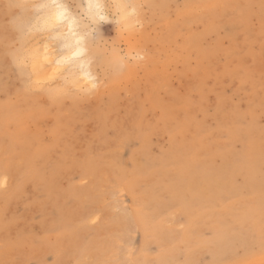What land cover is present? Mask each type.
<instances>
[{"label":"rangeland","instance_id":"1","mask_svg":"<svg viewBox=\"0 0 264 264\" xmlns=\"http://www.w3.org/2000/svg\"><path fill=\"white\" fill-rule=\"evenodd\" d=\"M150 1H155L156 6L153 3V8L149 6L146 8L147 11L145 10V19L148 20L146 22L150 24L144 27L145 33L142 31L139 35H135L136 37L134 36L138 43L132 37L131 39L126 37L125 40L123 37H116L112 25L103 26V40L106 43L117 40L125 49L128 47V42H132L130 46L133 45L137 49L144 51L146 48L144 52L147 53V61L139 64V67L134 66L138 70L135 68L132 70L130 67L123 70L119 69L117 75L114 74L116 67L108 68L100 64L101 73L103 72V75L101 74L103 86L101 85L100 88L103 90L99 88L98 92H95L97 97L93 94L87 98L53 100L45 92H33L30 89L31 78L27 74L22 75L17 70L9 55L16 35L5 27V19L0 17V174H2L0 175V183L4 181L3 185L5 184V186L0 187V204L4 203L0 205V208L3 207V210L0 209V260L2 259L0 264L4 258L3 264H162V258L169 252L172 253L167 257V264H264V249L260 248L261 244L264 243V208L255 227L250 223L242 224L243 220L241 219V211L245 205H253L256 200L259 202L260 199H264V44H262L264 43V34L262 33L264 32V0H220L221 6L219 5L212 12V23L209 22L208 24H206L205 17H201L207 14L205 4L203 5L205 0H183L184 2L182 0H168L167 5L165 0H160L159 6L158 0ZM232 3L233 5H231ZM156 7L159 12L154 9ZM167 7L168 9H166ZM148 8L151 10L152 17L148 13L150 12ZM196 8H200L199 10L203 13ZM153 9L158 13L163 12L164 19L162 20L168 22H162L161 26L159 21L163 17L156 18L158 16H156L155 11L152 12ZM167 11H170L169 14ZM179 11L183 14L185 12L187 18L184 19L183 16L185 15ZM191 13L194 16L192 19L189 17ZM257 16H259V20ZM175 18L179 20H175L179 22L176 23L177 25L173 23ZM193 19L194 21L199 20V23H192ZM152 20H157L158 23L152 22ZM219 21L221 22L218 23ZM152 23L154 24L152 25ZM150 25L152 26L149 28ZM196 25L197 27H195ZM242 25L245 27L243 28ZM249 25H252L253 28ZM209 26L217 28L213 31ZM257 26L260 27L257 28ZM162 28L167 33L162 32ZM200 29L201 32L204 31L203 34H201ZM257 29L263 34V37L261 34H259L260 37L256 35ZM206 30L207 32H205ZM208 31L211 32L212 40L209 38ZM171 33L173 39L174 35L176 36L175 41H173ZM244 33L248 36L243 37ZM177 34L180 35V39ZM155 35L158 37L156 38ZM240 36H242L241 39ZM207 38L211 46L208 41L207 45L202 43ZM244 38H246V45L243 43L244 45L241 46L242 42H245L242 40ZM235 39L238 40L235 41ZM259 39L260 41L263 40L261 44ZM176 40H179V43L176 44ZM182 40L186 41L184 47ZM236 42L240 45L235 44ZM158 43L160 45L157 46ZM156 46L158 49H155ZM173 46H177L178 49L182 47L183 51L176 48L174 50ZM202 46L203 50L201 51ZM229 46L231 47L229 48ZM211 47L214 50L216 48L214 54L219 56L218 58H212L211 52L215 51L209 52ZM237 47H239L238 50H236ZM240 47L244 49L240 51ZM153 48L158 52V55L159 53L163 54L157 57ZM168 48L171 49L168 51L166 50ZM228 49H235L236 53L230 52ZM250 50L252 52H249ZM174 51L178 53H174ZM228 51L230 53L227 54ZM241 52L244 53L243 58ZM169 53L171 55H168ZM217 53L223 55L220 56ZM174 54L176 55L174 56ZM214 54L213 56H215ZM200 55L203 58L202 56L199 57ZM226 56L231 58L228 59ZM222 59L226 61H224L225 67L222 62L223 68L221 69ZM165 60V63L168 64L163 63ZM228 61L232 63H228ZM151 62L153 64L157 62L156 69H153L155 68L153 64V66L149 65L148 67ZM185 66L188 68H184ZM218 67L221 70V75L218 74ZM210 68L211 70L207 74L206 72ZM185 69L186 71H184ZM226 69L229 70V73ZM245 69H249L250 72ZM148 70L150 71L148 72ZM198 70L200 71L198 72ZM193 73L196 74L195 76L198 75L200 79L197 80L194 76L195 80ZM205 73L208 78L212 74L213 77L208 79ZM216 75L225 76L217 78ZM202 76H205V80ZM155 79L156 81L158 79V84ZM206 80H209L208 83ZM220 80L222 81L220 82ZM144 82L150 84L145 85ZM152 82L156 84L154 83V85ZM212 83L215 85H211ZM188 84L190 86L192 84L191 87L193 88L189 86L190 89L187 88L188 90L185 92V86L188 87ZM144 86L146 87L142 88L143 90L140 89ZM144 89L148 90L144 91ZM189 90H192L193 93ZM165 92L166 95H163ZM113 95L116 97L114 98ZM158 95H160V99L163 95L161 101L157 97ZM183 95L185 99L187 97L189 100L183 99ZM94 97L100 98L95 99ZM104 97H107L105 98L107 101ZM118 97H120V101ZM165 97L166 99L169 98V102ZM170 102L171 104L174 103L171 105ZM179 103L181 104L178 107L180 110L177 108ZM163 104L170 105L167 106L166 111V108H162L166 106ZM116 109H118L117 114ZM124 109H126L125 115L122 114ZM71 112L73 113L70 114ZM130 112L132 113L130 114ZM119 113L120 115H118ZM103 114L105 115L103 116ZM112 114L114 115L112 116ZM126 114H129L130 117H127L129 115ZM117 115L121 118L119 119ZM132 115L134 116L132 117ZM59 117L64 121H61ZM45 118L48 119L46 122ZM73 118L80 123H77ZM3 119L4 121H2ZM121 120L124 123H120L123 122ZM41 121L43 127L40 126ZM48 122L52 126L54 123L55 128H53L54 126L51 128ZM72 122L74 123L72 124ZM107 122L109 124H105ZM44 123L49 126L45 124L46 127H44ZM33 126L40 127L37 132L44 131L46 128V133H50L48 135L45 131L44 133H37L38 136H41L39 140L51 139V141H47L50 142L49 144L40 141L43 148L40 149L45 150L40 154H35L37 152H34V146L22 145L20 136L17 135V129L19 130L21 127L26 131L28 130L29 133H36ZM53 133L57 135V138ZM81 133L84 134L83 138H81ZM90 135L92 136L90 137ZM69 136L71 143L68 139ZM76 137L77 140H75ZM93 137H95L94 141ZM88 138L92 140L90 141ZM56 139H58L59 144L61 143L60 145H63V148L59 146ZM73 139L75 143L82 141L77 143L78 149L72 141ZM66 141L68 142L65 143ZM195 143V148H192L190 145ZM64 144H68L70 147ZM64 146L68 149L67 151ZM75 149L77 150L75 151ZM56 151L58 155H55L57 154ZM22 155H25L26 158H22L20 162L17 157H23ZM44 158L49 159V161L46 160V164ZM11 159L14 161H9ZM36 159L38 163L44 162L35 164ZM184 159L195 163L206 177L219 181L220 200L218 202L213 200L214 193L212 191L207 195L205 193L194 196L193 201H188L186 185H188L189 178L178 173L179 164ZM8 161L10 164L11 162L15 163L9 165ZM2 164L6 165L5 168ZM245 166L254 171L252 182L256 184V187L253 190V184H249L252 186L249 188L245 180L243 174ZM3 175L4 177H2ZM6 175H9L11 179ZM38 180L42 181L39 182ZM22 182L23 184H21ZM27 184L29 185L26 186ZM76 184L78 185L76 186ZM127 185L129 186L127 187ZM131 186L132 188H130ZM27 187H29V191ZM2 189L4 190L2 191ZM26 190L27 192H25ZM31 197L32 199H30ZM132 197L134 198L133 201ZM206 202H212L213 207L206 206ZM182 203H188L189 211L182 208ZM11 217L15 219H11ZM90 222L92 223L90 224ZM225 225L231 226V238L225 242L224 248L215 251L212 243L214 234L217 229ZM149 226H155L157 232H151ZM9 228L10 232H7ZM260 229L261 233H259ZM33 230L34 232H32ZM3 231L4 233H2ZM46 239L48 240L46 241ZM10 253L13 254L11 257Z\"/></svg>","mask_w":264,"mask_h":264},{"label":"clouds","instance_id":"2","mask_svg":"<svg viewBox=\"0 0 264 264\" xmlns=\"http://www.w3.org/2000/svg\"><path fill=\"white\" fill-rule=\"evenodd\" d=\"M149 6L148 0H0V17L16 35L9 55L31 78V90L64 100L99 90L101 57L108 68L121 70L147 59L134 46L106 43L102 28L112 25L116 37L137 35Z\"/></svg>","mask_w":264,"mask_h":264},{"label":"bare ground","instance_id":"3","mask_svg":"<svg viewBox=\"0 0 264 264\" xmlns=\"http://www.w3.org/2000/svg\"><path fill=\"white\" fill-rule=\"evenodd\" d=\"M176 1H177V0H176ZM182 1H183V0H182ZM223 1H224V0H223ZM223 1H222V2H223ZM159 2H161V1L158 0V3H157L158 6H159V4H160ZM165 2H166L165 4L167 5V4H168V3H167L168 0H165ZM183 2H184V1H183ZM148 3H149L150 6H152V8H153V6H154L153 3H155V6H156V2H155V1H154V2H151V1L149 0ZM187 3H188V2H187ZM187 3H186V4H187ZM165 4H164V6H165ZM169 4H170V3H169ZM188 4H189V3H188ZM204 4H205V10L207 11V14L204 15V16H201V17H202V18L205 17V19H206V21H207L206 24H208L209 22L212 23L211 14H212V12H214V10H215L216 8L219 7V5H220V0H205V2L203 3V5H204ZM223 4H224V2H223ZM225 4H226V3H225ZM171 5H172V4H171ZM203 5H202V7H203ZM226 5H227V4H226ZM231 5H233V3H232ZM168 6H169V5H168ZM220 6H221V5H220ZM171 8H173V7H171ZM171 8H169V10H170ZM203 8H204V7H203ZM154 9H157V7L154 8ZM154 9L152 10V12L155 11ZM166 9H168V7H167ZM196 9H197V8H196ZM199 9H200V8H199ZM199 9H197V10H199ZM148 10L150 11V12H148V13L150 14V13H151V10H150L149 8H148ZM160 10H161V9H160ZM146 11H147V10H146ZM146 11H145V12H146ZM157 11H158V9H157ZM157 11H155V13H157L156 16H158V17H156V18L159 19V17H163V12H161V13H162V14H161V13H158L159 11H158V12H157ZM170 11H171V10H170ZM170 11H169V12H170ZM216 11H217V10H216ZM216 11H215V12H216ZM219 11H220V9H219ZM219 11H218V13H219ZM169 12L167 11L168 14H169ZM171 12H173V10H172ZM179 12H181V11H179ZM199 12L203 13V12L200 11V10H199ZM220 12H221V11H220ZM153 14H154V13H153ZM158 14H159L160 16H159ZM170 14H171V13H170ZM181 14H182V15H185L186 13L184 12V14H183V13L181 12ZM181 14H180V15H181ZM187 14H188V13H187ZM213 14H214V13H213ZM221 14H222V13H221ZM154 15H155V14H154ZM154 15H153V16H154ZM180 15H177V16L179 17ZM182 15H181V16H182ZM252 15H253V14H252ZM255 15H256V14H255ZM146 16H147V15H146ZM167 16H168V15H167ZM191 16H192V17H191ZM223 16H224V15H223ZM223 16H221V17H223ZM150 17H152V14H150ZM171 17H172V16H171ZM183 17H184V19L187 18V15H185V16H183ZM189 17H190V19H192L194 16H193L192 13H191V15H190ZM189 17H188V18H189ZM195 17H196V16H195ZM219 17H220V13H219ZM255 17H256V16H255ZM153 18L156 19L155 17H153ZM153 18H152V19H153ZM199 18H200V16H199ZM214 18H215V17H214ZM217 18H218V17H217ZM236 18H237V17H236ZM257 18H258V20H259V16H257ZM261 18H263V17H261ZM162 19H164V17L161 18V20H162ZM165 19H166V18H165ZM205 19H204V20H205ZM209 19H211V20H209ZM220 19H221V18H220ZM233 19H234V18H233ZM233 19H232V20H233ZM240 19H241V17H240ZM150 20H151V19H150ZM161 20L159 21V23H161L160 25L162 26V24H163L162 22H165L166 20H164V21H163V20L161 21ZM175 20H178V19L175 18V19L173 20V23H174V24H176V23L178 24L179 22H176ZM208 20H209V21H208ZM235 20H236V19H235ZM261 20H262V19H261ZM263 20H264V18H263ZM146 21H148L147 18H146ZM155 21L157 22V20H152V22H155ZM169 21H171V20H169ZM178 21H179V20H178ZM182 21L184 22V20H182ZM189 21H190V20H189ZM189 21H188V22H189ZM229 21H230V20H229ZM236 21H238V20H236ZM236 21H234V22H236ZM256 21H257V20H256ZM166 22H168V21H166ZM180 22H181V21H180ZM194 22H198V23H199V20H197V21L195 20V21H194V19H193V22H192V23H194ZM216 22H217V21H216ZM220 22H221V21H219L218 23H220ZM238 22H240V21H238ZM257 22H258V21H257ZM262 22H263V21H262ZM262 22H261V23H262ZM157 23H158V22H157ZM186 23H187V22H186ZM145 24H146L145 27H147L148 22H146ZM149 24H150V23H149ZM149 24H148V25H149ZM153 24H154V23H152V25H153ZM155 24H156V23H155ZM177 24H176V25H177ZM202 24H203V23H202ZM152 25H150L149 28H150ZM167 25H168V24H167ZM176 25H175V26H176ZM185 25H186V24H185ZM194 25H195V24H194ZM220 25H221V24H220ZM262 25H263V23H262ZM163 26H164V25H163ZM169 26H170V25H169ZM204 26H205V25H204ZM212 26H214V25H212ZM242 26H243V28L245 27L244 25H242ZM242 26H241V28H242ZM247 26H248V25H247ZM249 26L252 27V25H249ZM164 27H165V26H164ZM195 27H197V25H196ZM236 27H237V23H236ZM258 27H260V26H257V28H258ZM166 28H167V26H166ZM209 28L211 29L212 27L209 26ZM216 28H217V27H216ZM216 28L214 27V28H212V30H213V29L216 30ZM234 28H235V27H234ZM241 28H240V29H241ZM252 28H253V27H252ZM146 29H147V28H146ZM184 29H185V28H184ZM203 29H204V28H203ZM235 29H236V28H235ZM238 29H239V28H238ZM254 29L256 30V28H254ZM263 29H264V28H263ZM162 30H163L162 32H166V33H167V31H164L165 29L162 28ZM222 30H223V29H222ZM257 30H258V29H257ZM142 31H143V30H142ZM142 31H141V33H142ZM148 31H149V30H148ZM169 31H170V29H169ZM173 31H174V30H173ZM173 31H172V32H173ZM187 31L190 32V30H187ZM197 31H198V30H197ZM210 31H211V30H210ZM210 31H208V35H209V38L212 40V38L210 37V33H211ZM213 31H214V30H213ZM238 31H239V30H238ZM247 31H249V30H247ZM258 31H259V30H258ZM258 31H257V32H258ZM143 32L145 33V31H143ZM195 32H196V31H195ZM200 32H201V29H200ZM202 32H204V31H202ZM202 32H201V34H203ZM205 32H207V30H206ZM221 32H222V31H221ZM254 32H255V31H254ZM257 32H256V35H258V37H260L259 34H261V35H262L261 37H263L264 32H262L263 34H262L260 31H259L260 33L258 32V34H257ZM144 33H143V35H144ZM146 33H148V32H146ZM139 34H140V33H139ZM139 34H137V35H139ZM171 34H172V33H171ZM190 34H191V33H190ZM198 34H200V33L198 32ZM198 34H197V35H198ZM214 34H216V33H214ZM214 34H213V35H214ZM250 34H251V33H250ZM250 34H249V35H250ZM147 35H148V34H147ZM177 35H178V34H177ZM185 35H186V33H185ZM205 35H206V34H205ZM208 35H206V36L208 37ZM134 36H135V35H134ZM134 36H131L132 39H134ZM178 36H179V39H180V38H181L180 35H178ZM186 36H188V35H186ZM195 36H196V35H195ZM215 36H216V35H215ZM217 36H221V35H217ZM222 36H223V35H222ZM244 36H248V35H246V34L244 33V34H243V37H244ZM126 37H127V36L123 37V40H125L124 38H126ZM131 37H127V38H130V39H131ZM135 37H136V36H135ZM145 37H146V36H145ZM155 37H156V35H155ZM157 37H158V36H157ZM157 37H156V38H157ZM175 37H176V36L174 35V39H173V34H172V39H173V41H175ZM182 37H183V36H182ZM241 37H242V36H240V39H241ZM141 38H142V37H141ZM177 38H178V37H177ZM177 38H176V39H177ZM185 38H186V37H185ZM193 38H194V37H193ZM201 38H202V37H201ZM203 38H204V37H203ZM215 38H217V37H215ZM139 39H140V38H139ZM172 39H171V40H172ZM189 39H190V38H189ZM238 39H239V38H238ZM238 39H235V41H237ZM245 39H246V38L242 39V40L245 41V42H242L241 46L244 45V44L246 43V40H245ZM257 39H258V38H257ZM257 39H256V40H257ZM120 40H121V39H120ZM146 40H147V39H146ZM153 40H154V39H153ZM155 40H156V39H155ZM169 40H170V39H169ZM186 40H188V39H186ZM191 40H193V39H191ZM249 40H250V39H249ZM256 40H255V41H256ZM128 41H129V40H128ZM134 41H137V43H138L137 38H136V40L134 39ZM140 41H142V40H140ZM140 41H139V42H140ZM144 41H145V40H144ZM147 41H148V40H147ZM176 41H177V40H176ZM182 41H183L182 46L184 47V46H185L184 43L186 44V41H185V42H184V40H182ZM207 41H208V38H207L206 41H204L205 43H204V42H202V43L205 44V45H207ZM257 41H258V40H257ZM257 41H256V42H257ZM259 41H260V39H259ZM262 41H263V40H262ZM262 41H260V44H261ZM198 42H201V41H198ZM146 43H147V42H146ZM177 43H179V40L176 42V44H177ZM208 43H209V41H208ZM211 43H212V42H211ZM233 43H234V42H233ZM233 43H230V44H233ZM243 43H244V44H243ZM253 43L255 44V42H253ZM130 44H132V42H131V43L128 42L127 46L129 47ZM135 44H136V43H135ZM154 44H156V43H154ZM176 44L174 43V45H176ZM198 44H199V43H198ZM203 44H202V45H203ZM222 44H223V41H222ZM224 44H225V43H224ZM235 44H237V42H236ZM235 44H234V45H235ZM257 44H258V43H257ZM262 44H264V43H262ZM136 45L138 46V44H136ZM139 45H140V43H139ZM158 45H160V44L158 43L157 46H158ZM172 45H173V44H172ZM172 45H171V46H172ZM180 45H181V44H180ZM209 45H210V43H209ZM212 45H213V44H212ZM237 45L239 46L240 44H237ZM237 45H236V46H237ZM245 45H246V44H245ZM247 45H248V44H247ZM127 46H126V47H127ZM132 46H133V45H132ZM154 46H155V45H154ZM157 46H156L155 49H158ZM199 46H200V44H199ZM210 46H211V45H210ZM220 46H221V45H220ZM256 46H257V45H256ZM262 46H263V45H262ZM262 46H260V47L262 48ZM128 47H127V48H128ZM134 47H135V46H134ZM162 47H163V46H162ZM164 47H165V46H164ZM164 47H163V48H164ZM176 47H177V46H176ZM176 47L173 46L172 48H174V50H175ZM218 47H219V46H218ZM223 47H224V46H223ZM230 47H231V46H229V48H230ZM234 47H235V46H234ZM243 47H244V46H243ZM243 47H240V51H241L242 49H244ZM257 47H259V46H257ZM135 48H137V47H135ZM147 48H148V47H147ZM186 48H187V47H186ZM219 48H220V47H219ZM225 48H226V47H225ZM225 48H223L224 51H225ZM227 48H228V47H227ZM254 48H255V47H254ZM138 49H139V48H138ZM153 49H154V48H153ZM155 49H154V51H155ZM169 49H171V48H168V49H166V50L169 51ZM176 49H178V48H176ZM179 49H180V48H179ZM179 49H178V50H179ZM181 49H182V51H183V48H182V47H181ZM181 49H180L179 51H181ZM235 49H236V48H235ZM235 49H233V50L228 49V50H229L230 52L233 51V53H236L235 51L238 50L239 47H237L236 50H235ZM263 49H264V48H263ZM145 50H146V48H145ZM145 50H144V51H145ZM159 50H160V47H159ZM192 50H193V47H192ZM202 50H203V46H202L201 51H202ZM211 50H212V51L214 50L213 47H211V49H210L209 52H211ZM226 50H227V49H226ZM251 50H252V49H251ZM251 50H250L249 52H252V51H253V50H252V51H251ZM255 50H256V52H257V49H255ZM214 51H215V52H211V53H212V55H211L212 58H214V57H215V58H216V57L218 58L219 56H216V55L214 54V53H216V48H215ZM219 51H220V50H219ZM229 51L227 52V54L230 53ZM243 51H244V50H243ZM245 51H246V50H245ZM261 51H262V50H261ZM155 52L157 53V57H159L160 54H163V53H159V55H158V52H157V51H155ZM165 52H166V51H165ZM175 52H177V51H174V53H175ZM192 52H193V51H192ZM205 52H206V51H205ZM220 52L224 53L223 51H220ZM150 53H152V52L150 51ZM156 53H154V54H156ZM167 53H168V52H167ZM177 53H178V52H177ZM183 53H184V52H183ZM189 53H190V52H189ZM201 53H202V52H201ZM241 53H242L241 56H242V58H243V54H244V53H243V52H241ZM247 53H248V52H247ZM181 54H182V53H181ZM197 54H198V53H197ZM202 54H203V53H202ZM206 54H207V53H206ZM206 54H205V55H206ZM213 54H214L215 56H213ZM217 54H219V53H217ZM250 54H251V53H250ZM250 54H249V57H250ZM168 55H171V54L169 53ZM172 55H173V54H172ZM175 55H176V54H174V56H175ZM184 55H185V54H184ZM219 55L221 56V55H223V54L220 53ZM224 55H225V54H224ZM236 55H237V54H236ZM247 55H248V54H247ZM155 56H156V55H155ZM165 56H166V55H165ZM201 56H202V55H200L199 57H201ZM203 56H204V54H203ZM203 56H202V58H203ZM238 56H240V55H238ZM254 56H255V55H254ZM169 57H171V56H169ZM193 57L195 58V56H193ZM199 57L197 56V58H199ZM226 57H227V56H226ZM150 58H152V57H150ZM154 58H155V57H154ZM160 58H161V56H160ZM173 58H174V57H173ZM227 58L229 59V58H231V57H227ZM239 58H240V57H239ZM242 58H241V60H242ZM169 59H170V58H169ZM175 59H176V57H175ZM192 59H193V58H192ZM224 59H225V57H224ZM251 59H252V58H251ZM254 59H255V58H254ZM148 60H149V59H148ZM154 60H155V59H154ZM158 60H159V59H158ZM173 60H174V59H173ZM179 60H180V59H179ZM193 60H195V59H193ZM235 60H236V58H235ZM101 61H102V62H101ZM101 61H100V64L105 65V64H104V61H103L102 58H101ZM146 61H147V59H146ZM175 61H176V60H175ZM224 61H226V60H224ZM224 61H223V59H222V61H221V63H220V68H221V69L223 68ZM239 61H240V60H239ZM144 62H145V61H144ZM152 62H153V61H152ZM152 62H151V64H148V67H149V65H152V64H153ZM154 62H155V61H154ZM157 62H158V61H157ZM157 62L154 63L153 65L155 66V65L157 64ZM165 62H166V60L163 61V63H165ZM169 62H170V61H169ZM192 62H194V61H192ZM195 62H196V61H195ZM200 62H201V61H200ZM222 62H223V64H222ZM232 62H233V60H232ZM232 62L228 61V63H232ZM163 63H162V64H163ZM228 63H227V64H228ZM143 64L145 65L146 63H143ZM165 64H168V63H165ZM211 64H212V63H211ZM221 64H222V67H221ZM235 64H236V63H235ZM153 65H152V66H153ZM190 65H193V64H190ZM203 65H204V64H203ZM233 65H234V64H233ZM105 66H106V65H105ZM137 66H138V65H137ZM157 66H158V65H157ZM138 67H139V66H138ZM159 67H160V65H159ZM159 67H158V68H159ZM162 67H163V66H162ZM169 67H170V66H169ZM202 67H203V66H202ZM202 67H201V69H202ZM224 67H225V64H224ZM233 67L235 68V66H233ZM116 68H117V69H116V71L114 72L115 75H117V74L119 73L118 71H119V69H120L119 67H116ZM130 68H132V70H133L134 68H135V70H138V69H136V67H130ZM141 68H142V67H141ZM146 68H147V66H146ZM184 68L187 69L188 66H185ZM192 68H193V67H192ZM192 68H191V72H192ZM197 68H198V67H197ZM218 68H219V67H218ZM220 68H219V70H217L219 73H218V72H217V73L221 75L222 73H221ZM229 68H230V66H229ZM104 69H105V68H104ZM104 69H103V71H104ZM139 69H140V68H139ZM147 69H148V68H147ZM150 69H151V68H150ZM153 69H156V66H155V68H153ZM186 69H185L184 71H186ZM199 69H200V68H199ZM105 70H106V69H105ZM120 70H121V69H120ZM130 70H131V69H130ZM151 70H152V69H151ZM180 70H182V69H180ZM206 70H207V69H206ZM206 70H205V71H206ZM210 70H211V68H210L209 71L206 72V73L209 74ZM226 70H227V69H226ZM245 70H249V69H245ZM149 71H150V70H148V72H149ZM165 71H167V70H165ZM199 71H200V70H198V72H199ZM227 71H228V73H229V70H227ZM129 72H130V71H129ZM135 72H136V71H135ZM249 72H250V70H249ZM102 73H103V72H102ZM102 73H101V74H102ZM166 73H167V72H166ZM194 73H195V71H194ZM194 73H193V74H194ZM206 73H205V75L207 76ZM217 73H216V74H217ZM228 73H226V74H228ZM130 74H131V73H130ZM197 74H198V73H197ZM230 74H231V73H230ZM102 75H103V74H102ZM195 75H196V74H194L193 77H194ZM136 76H137V75H136ZM136 76H134V77L136 78ZM146 76H147V75H146ZM159 76H160V74H159ZM164 76H165V75H164ZM164 76H163V77H164ZM199 76H200V74H199ZM209 76H210V77H211V76L213 77V74H212V75H209ZM216 76H217V78L220 77L219 75H216ZM222 76H225V75H222ZM222 76H221L220 78H222ZM27 77H28V76H27ZM129 77H130V75H129ZM154 77H155V76H154ZM187 77H188V76H187ZM193 77H192V78H193ZM195 77H196L197 80H198V78H199L198 75L195 76ZM195 77H194V79H195ZM210 77H209V78H210ZM226 77H228V76H226ZM29 78H30V77H29ZM102 78H103V77H101V79H102ZM202 78L205 80V76H204V77L202 76ZM207 78H208V76H207ZM207 78H206V79H207ZM209 78H208V79H209ZM215 78H216V77H215ZM199 79H200V78H199ZM203 79H202V80H203ZM159 80H160V79H159ZM195 80H196V79H195ZM202 80H201V81H202ZM204 80H203V81H204ZM215 80H216V79H215ZM215 80H214V81H215ZM225 80H226V79H225ZM28 81H29V80H28ZM30 81H31V79H30ZM30 81H29V82H30ZM136 81H137V80H136ZM193 81H194V80H193ZM201 81H200V82H201ZM206 81H207V80H206ZM206 81H205V82H206ZM208 81H209V80H208ZM208 81H207V83H208ZM216 81H217V80H216ZM221 81H222V80H220V82H221ZM223 81H224V80H223ZM244 81H245V80H244ZM125 82H126V81H125ZM131 82H133V81H131ZM155 82L157 83V82H158V79H157V81H156V79H155ZM155 82H154V83H155ZM163 82H164V81H163ZM121 83H122V82H121ZM152 83H153V82H152ZM154 83H153V84H154ZM156 83H155V84H156ZM182 83H183V82H182ZM201 83H202V82H201ZM209 83H210V82H209ZM30 84H31V83H30ZM139 84H140V83H139ZM139 84H137V85L140 86L142 83H141L140 85H139ZM143 84H145V85H149L150 83H148V82L145 83V82H144ZM143 84H142V85H143ZM155 84H154V85H155ZM157 84H158V83H157ZM213 84H214V83H212L211 85H213ZM101 85H102V84H101ZM119 85H120V84H119ZM151 85H152V84H151ZM200 85H201V84H200ZM208 85H210V84H208ZM214 85H215V84H214ZM235 85H236V84H235ZM29 86H30V85H29ZM102 86H103V85H102ZM122 86H123V85H122ZM165 86H166V85H165ZM189 86H190V84H188V87L185 86V88H186V89L184 88V89H185V92H186V90H188L187 88L190 89V87L192 86V84H191L190 87H189ZM206 86H207V85H206ZM119 87H120V86H119ZM126 87H127V86H126ZM145 87H146V86L141 87L140 89L145 88ZM152 87H153V86H152ZM152 87H151V88H152ZM154 87H155V86H154ZM162 87L164 88V86H162ZM228 87H229V86H228ZM28 88H29V87H28ZM114 88L116 89V87H114ZM120 88H121V87H120ZM136 88H137V87H136ZM148 88H149V87H148ZM151 88H150V89H151ZM160 88H161V87H160ZM163 88H161V89H163ZM166 88H167V87H166ZM168 88H169V85H168ZM168 88H167V89H168ZM191 88H193V87H191ZM201 88H202V86H201ZM201 88L199 87V89H201ZM211 88H212V87H211ZM226 88H227V87H226ZM230 88H232V87H230ZM30 89H31V88H30ZM100 89H102V88H100ZM109 89H110V88H109ZM138 89H139V88H138ZM138 89H136V90H138ZM169 89H170V88H169ZM209 89H210V88H209ZM224 89H225V88H224ZM102 90H103V89H102ZM106 90H107V88L105 89V92H106ZM118 90H119V89H118ZM142 90H143V89H142ZM147 90H148V89H147ZM147 90L144 89V91H147ZM151 90H153V89H151ZM181 90H182V88H181ZM227 90H228V89H227ZM111 91H113V90H111ZM139 91H140V90H139ZM172 91H173V90H172ZM175 91H176V90H175ZM189 91H190V90H189ZM97 92H98V91H97ZM97 92H96V93H97ZM101 92H102V91H101ZM103 92H104V91H103ZM105 92H104V94H105ZM135 92H136V91H135ZM135 92H134V94H135ZM161 92H162V90L160 91V93H161ZM176 92H177V91H176ZM190 92H192V90H191ZM96 93H95V94H96ZM152 93H153V91H152ZM169 93H170V92H169ZM169 93H168V94H169ZM171 93L173 94V92H171ZM187 93H188V92H187ZM192 93H193V92H192ZM202 93H203V92H202ZM95 94H94V95H95ZM120 94H121V93H120ZM131 94H132V93H131ZM131 94H130V95H131ZM172 94H171V95H172ZM181 94H183V93H181ZM203 94H204V93H203ZM240 94H241V93H240ZM250 94H251V93H250ZM47 95H48V94H47ZM101 95H102V94H101ZM107 95H108V94H107ZM109 95H110V94H109ZM114 95H115V94H114ZM114 95H113V97H114ZM132 95H133V94H132ZM151 95H152V94H151ZM160 95H161V94H160ZM160 95H158L157 97H159ZM163 95H166V92H165V94H163ZM163 95H162V97H163ZM192 95H193V94H192ZM192 95H191V96H192ZM198 95H200V94H198ZM231 95H232V93H231ZM95 96H96V95H95ZM99 96H100V95H99ZM111 96H112V95H111ZM111 96H110V98H111ZM118 96H119V95H118ZM175 96H176V95H175ZM48 97H49V95H48ZM96 97H97V96H96ZM115 97H116V96H115ZM115 97H114V98H115ZM120 97H121V95H120ZM120 97H118V99H119ZM140 97H141V96H140ZM148 97H149V95H148ZM162 97H161V99H162ZM179 97L181 98V95H180V94H179ZM205 97H206V95H205ZM231 97H232V96H231ZM86 98H87V97H86ZM94 98H95V97H94ZM99 98H100V97H99ZM99 98H95V99H99ZM105 98H107V97H104V99H105ZM124 98H126V97H124ZM154 98H155V97H154ZM154 98H153V100H154ZM201 98H202V97H201ZM209 98H210V97H209ZM90 99H91V98H90ZM118 99H117V101H118ZM159 99H160V97H159ZM161 99H160V101H161ZM165 99H166V97H165ZM168 99H169V98H168ZM168 99H166V100H168ZM181 99H182V98H181ZM183 99H185V98H184V95H183ZM186 99H188V98L186 97ZM186 99H185V100H186ZM205 99H206V98H205ZM86 100H87V99H86ZM105 100H106V99H105ZM112 100H113V98H112ZM124 100H127V99H124ZM163 100H164V99H163ZM176 100H177V99H176ZM178 100H180V99H178ZM178 100H177V101H178ZM188 100H189V99H188ZM188 100H187V101H188ZM92 101H93V100H92ZM92 101H91V102H92ZM106 101H107V100H106ZM119 101H120V99H119ZM148 101H149V99H148ZM156 101L158 102V100H156ZM170 101H172V100H170ZM173 101H174V100H173ZM180 101H181V100H180ZM193 101H195V100H193ZM203 101H204V100H203ZM217 101H218V100H217ZM233 101H234V99H233ZM87 102H88V100H87ZM109 102H110V100H109ZM115 102H116V101H115ZM167 102H169V100H168ZM167 102H166V104H167ZM183 102H184V101H183ZM189 102H191V101H189ZM96 103L98 104L99 102H96ZM116 103H117V102H116ZM131 103H132V101H131ZM133 103H134V102H133ZM150 103H152V100H150ZM158 103H159V102H158ZM173 103H174V102H173ZM173 103H172V104H173ZM104 104H106V103L104 102ZM166 104H163V105L165 106ZM170 104H171V102H170ZM172 104H171V105H172ZM179 104H180V103H179ZM179 104H177V108H178L179 106H181V104H180V105H179ZM183 104H184V103H183ZM186 104H187V103H186ZM219 104H220V103H219ZM231 104H232V103H231ZM235 104H236V102H235ZM86 105H87V103H86ZM106 105H107V107L109 106L108 104H106ZM117 105H118V103H117ZM131 105H132V104H131ZM217 105H218V103H217ZM247 105H249V104H247ZM83 106H84V105H83ZM115 106H116V105H115ZM121 106H122V104H121ZM146 106H147V105H146ZM160 106H161V104H160ZM167 106H170V105H166L165 107H162V108H163V109L166 108V109H165V111H166V110H167ZM190 106H191V105H190ZM200 106H201V105H200ZM85 107H86V106H85ZM103 107H104V106H103ZM113 107H114V106H113ZM175 107H176V105H175ZM191 107H192V106H191ZM109 108H110V106H109ZM130 108H131V107H130ZM177 108H176V109H177ZM192 108H193V107H192ZM217 108H218V107H217ZM145 109H146V108H145ZM147 109H148V108H147ZM171 109H172V108H171ZM178 109L180 110V108H178ZM117 110H118V109H116V111H115V110H113V111H115L116 114H117ZM125 110H126V109H124V113H122V114H124V115H125ZM141 110H142V109H141ZM143 110H144V108H143ZM148 110H149V109H148ZM156 110H157V109H156ZM168 110H170V109H168ZM172 110H173V109H172ZM106 111H108V110H106ZM111 111H112V109H111ZM146 111H147V110H146ZM181 111H183V110H181ZM216 111H217V109H216ZM64 112H65V111H64ZM64 112H63V113H64ZM109 112H110V111H109ZM122 112H123V111H122ZM127 112H128V111H127ZM171 112H172V111H171ZM183 112H185V111H183ZM186 112H187V111H186ZM186 112H185V113H186ZM189 112H190V110H189ZM72 113H73V112H71L70 114H72ZM112 113H113V112H112ZM131 113H132V112H130V114H131ZM133 113H134V112H133ZM148 113H149V112H148ZM156 113H157V111H156ZM176 113H177V112H176ZM64 114H65V113H64ZM74 114H75V113H74ZM74 114H73V115H74ZM114 114H115V113H114ZM114 114H112V116H113ZM116 114H115V115H116ZM122 114H121V116H122ZM134 114H135V113H134ZM178 114H180V113H178ZM249 114H250V113H249ZM65 115H66V114H65ZM65 115H64V116H65ZM67 115H68V114H67ZM73 115H72V116H73ZM104 115H105V114H103V116H104ZM118 115H120V113H119ZM118 115H117V116H118ZM126 115H129V114H126ZM135 115H136V114H135ZM147 115H148V114H147ZM147 115H144V116H147ZM154 115H155V114H154ZM160 115H161V114H160ZM163 115H164V114H163ZM12 116H13V115H12ZM12 116H11V117H12ZM59 116H60V115H59ZM64 116H63V117H64ZM70 116H71V115H70ZM133 116H134V115H132V117H133ZM176 116H177V115H176ZM176 116H175V117H176ZM195 116H196V115H195ZM45 117H46V116H45ZM76 117H77V116H76ZM76 117H75V118H76ZM118 117H119V116H118ZM127 117H130V115L127 116ZM137 117H138V116H137ZM155 117H156V116H155ZM177 117H178V116H177ZM192 117H193V115H192ZM12 118H13V117H12ZM48 118H49V117H48ZM57 118H58V117H57ZM57 118H56V119H57ZM65 118H66V117H65ZM75 118H73V119L75 120ZM77 118H78V117H77ZM109 118L111 119V117H109ZM120 118H121V117H119V119H120ZM142 118H143V117H142ZM13 119H14V118H13ZM19 119H20V118H19ZM21 119H22V118H21ZM21 119H20V120H21ZM59 119H60V117H59ZM79 119H80V118H79ZM102 119H103V118H102ZM105 119H107V118L105 117ZM105 119H104V120H105ZM112 119H113V117H112ZM116 119H117V117H116ZM133 119H134V118H133ZM133 119H132V120H133ZM136 119H137V118H136ZM144 119H145V118H144ZM191 119H192V118H191ZM194 119H195V118H194ZM11 120H12V119H11ZM46 120H48V119L45 118V122H46ZM60 120L62 121L63 119L61 118ZM108 120H109V119H108ZM125 120H126V119H125ZM128 120H129V119H128ZM141 120H142V119H141ZM192 120H193V119H192ZM2 121H4V119H3ZM54 121H55V120H54ZM61 121H60V122H61ZM63 121H64V120H63ZM75 121H76L77 123H80V122L77 121V120H75ZM102 121H103V120H102ZM116 121H118V120H116ZM121 121H123V120H121ZM126 121H127V120H126ZM174 121H175V119H174ZM15 122H16V121H15ZM60 122H59V124H60ZM103 122H105V121H103ZM119 122H120V121H119ZM128 122H129V121H128ZM136 122H137V121H136ZM136 122H135V125H136ZM176 122H177V121H176ZM176 122H175V123H176ZM6 123H8V122H6ZM41 123H42V121L40 122V126L43 127ZM55 123H57V122H55ZM73 123H74V122H72V124H73ZM81 123H82V122H81ZM95 123H96V122H95ZM120 123H124V121H123V122H120ZM37 124H38V122H37ZM45 124H46V123L43 124L44 127H46L48 124H50L51 128L54 126V123H53V126H52V124H51L50 122H48V124H46V126H45ZM90 124H92V123H90ZM105 124H109V123L107 122V123H105ZM113 124H114V123H113ZM5 125H6V124H5ZM57 125H58V124H57ZM57 125H56V127H57ZM125 125H126V124H125ZM133 125H134V123H133ZM28 126H29V125H28ZM48 126H49V125H48ZM79 126H82V125H79ZM79 126H78V127H79ZM85 126H86V125H85ZM88 126H89V125H88ZM106 126H107V128H108V125H106ZM121 126L123 127V125H121ZM7 127H8V126H7ZM9 127H10V126H9ZM22 127H23V126H22ZM22 127H21L19 130L17 129V135L20 136V139H21V142H22V143H21V142H20V143H21L22 145H26V147H27V146H28V147L34 146V150H35L34 152H37V153H35V154H40V152L42 153V151H45V150H42L43 148H42V146L40 145V141H45V140H43V139L39 140V137H41V136H38L37 133H41V132L44 133V131H45V133H46V128L44 129V131L41 130L40 132H37L38 128H40V127H38V126H37V127L33 126V127H35V130H36V131H34V132H36V133H31V132L29 133L28 130L26 131V130H25L24 128H22ZM24 127L26 128L27 126H24ZM75 127H76V125H75ZM75 127H74V128H75ZM115 127H116V125H115ZM137 127H138V126H137ZM30 128H32V127H30ZM36 128H37V129H36ZM53 128H55V126H54ZM72 128H73V127H72ZM72 128H71V130H72ZM91 128H92V127H91ZM32 129L34 130V128H32ZM41 129H42V128H41ZM66 129H67V128H66ZM66 129H65V131H66ZM86 129H87V126H86ZM86 129H85V130H86ZM89 129H90V128H89ZM89 129H88V130H89ZM94 129H95V128H94ZM109 129H110V128H109ZM30 130H31V129H30ZM39 130H40V129H39ZM52 130H53V129H52ZM52 130H51V131H52ZM106 130H107V129H106ZM110 130H111V129H110ZM110 130H109V131H110ZM9 131H10V130H9ZM31 131H32V130H31ZM68 131H69V130H68ZM76 131H77V129H76ZM82 131H83V130H82ZM90 131H92V130H90ZM118 131H119V130H118ZM49 132H50V131H49ZM58 132H59V130L57 131V133H58ZM86 132H87V134H88V131H86ZM11 133H12V132H11ZM93 133L95 134V132H93ZM110 133H111V132H110ZM46 134L48 135V134H50V133H46ZM53 134H55V133H53ZM63 134H64V133H63ZM107 134H108V133H107ZM112 134L114 135L113 132H112ZM112 134H111V135H112ZM179 134H180V133H179ZM1 135H2V134H1ZM47 135H46V136H47ZM55 135H56V134H55ZM73 135H74V134H73ZM80 135H81V138H83V135H84V134L81 133ZM80 135H79V136H80ZM95 135H96V134H95ZM11 136H12V135H11ZM11 136H10V137H11ZM51 136H53V135H51ZM51 136H50V137H51ZM91 136H92V135H90V137H91ZM106 136H107V135H106ZM202 136H203V135H202ZM42 137H44V136H42ZM50 137H49V138H50ZM84 137H85V136H84ZM86 137H87V136H86ZM180 137H182V136H180ZM13 138H14V137H13ZM47 138H48V137H47ZM56 138H57V135H56ZM52 139H53V137H52ZM60 139H61V138H60ZM68 139H69V141H70V136H69ZM77 139H78V138L76 137L75 140H77ZM79 139H80V138H79ZM84 139H86V138H84ZM84 139H83V141H84ZM88 139H90V138H88ZM170 139H171V138H170ZM66 140H67V139H66ZM91 140H92V139H90V141H91ZM94 140H95V137H93V141H94ZM112 140H113V139H112ZM115 140H116V139H115ZM157 140H159V139H157ZM47 141H51V139H50V140L48 139ZM47 141H45V142H47ZM72 141L75 143L74 139H73ZM90 141H89V144H91ZM100 141H101V140H100ZM218 141H219V140H218ZM222 141H223V140H222ZM224 141H225V140H224ZM15 142H16V141H15ZM56 142L58 143V139H56ZM59 142H60V141H59ZM67 142H68V141H66L65 143H67ZM78 142L81 143L82 141H77V142L75 143V144H76V148L78 147V144H79ZM205 142H206V141H205ZM12 143H13V141H12ZM17 143H18V142H17ZM47 143H48V142H47ZM47 143H46V144H47ZM49 143H50V142H49ZM49 143H48V144H49ZM70 143H71V141H70ZM77 143H78V144H77ZM10 144H11V143H10ZM34 144H35V145H34ZM36 144H37V145H36ZM48 144H47V145H48ZM58 144H59V143H58ZM60 144H61V143H60ZM60 144H59V146H60L61 148H63V147H62L63 145H60ZM68 144H69V143H68ZM68 144H64V145L70 147ZM94 144H95V142H94ZM119 144H120V143H119ZM11 145H12V144H11ZM11 145H10V146H11ZM43 145H44V144H43ZM84 145H86V144H84ZM135 145H136V144H135ZM195 145H196V143L193 144V145L191 144L190 146H191L192 148H193V147L195 148ZM10 146H8V147H10ZM79 146L82 147L83 145H79ZM90 146H91V145H90ZM92 146H93V145H92ZM96 146H97V145H96ZM140 146H141V145H140ZM181 146H182V145H181ZM46 147H47V146H46ZM64 147H65V146H64ZM74 147H75V146H74ZM93 147H94V146H93ZM98 147H100V145H98ZM133 147H134V146H133ZM19 148H21L20 145H19ZM22 148H25V147H22ZM40 148H42V149H40ZM139 148H140V147H139ZM8 149H9V148H8ZM12 149H13V148H12ZM14 149H15V146H14ZM44 149H45V148H44ZM59 149H60V148H59ZM77 149H78V148H77ZM77 149H75V151H76ZM80 149H81V148H80ZM82 149H83V148H82ZM87 149H88V148H87ZM116 149H117V148H116ZM118 149H119V148H118ZM16 150H17V149H16ZM25 150H27V149H25ZM31 150H33V149H31ZM65 150L67 151L68 149L65 147ZM84 150H85V149H84ZM120 150H121V149H120ZM135 150H136V149H135ZM153 150H154V149H153ZM8 151H9V150H8ZM13 151H15V150H13ZM22 151H23V149H22ZM57 151H58V150H57ZM57 151H56V153H57ZM80 151H81V150H80ZM105 151H106V150H105ZM34 152H33V153H34ZM60 152H61V150H60ZM60 152H59V153H60ZM120 152H122V151H120ZM7 153H8V152H7ZM70 153H71V152H70ZM123 153H124V152H123ZM8 154H9V153H8ZM11 154H12V153H11ZM27 154H29V153H27ZM27 154H26V155H27ZM1 155H2V154H1ZM6 155H7V154H6ZM6 155H5V156H6ZM9 155H10V154H9ZM14 155H15V154H14ZM52 155H53V153H52ZM52 155H51V158L54 156V155H53V156H52ZM55 155H58V153L55 154ZM62 155H63V154H62ZM2 156H3V155H2ZM2 156H1V158H2ZM7 156H8V155H7ZM7 156H6V157H7ZM17 156H18V155H17ZM22 156H23V155H22ZM24 156H25V155H24ZM24 156H23V157L20 156V158L17 157V159H20V162H21V161H22V160H21L22 158H26V156H25V157H24ZM36 156H37V155H36ZM27 157H28V155H27ZM56 157H58V156H56ZM56 157H55V159H56ZM62 157H63V156H62ZM47 158H50V157H47ZM65 158H66V156H65ZM2 159H4V157H3ZM17 159H16V160H17ZM55 159H54V160H55ZM12 160L14 161V159H11V160H9V161H12ZM24 160H25V159H24ZM46 160L49 161V159L44 158L45 164H46ZM57 160H58V159H57ZM189 160H190V158H189ZM211 160H212V159H211ZM6 161H7V160H6ZM6 161H5V162H6ZM9 161H8V162H9ZM17 161H19V160H17ZM17 161H16V162H17ZM44 161H41V162H39V163H43ZM48 161H47V162H48ZM12 163H15V162H11V164H12ZM17 163H18V162H17ZM24 163H25V162H24ZM37 163H38V162H37V159H36V163H35V164H37ZM39 163H38V164H39ZM4 164H5V163H4ZM6 164H7V163H6ZM8 164L11 165L10 162H9ZM25 165H26V164H25ZM2 166H4V168H5L6 165H3V164H2ZM12 166H13V165H12ZM36 166H37V165H36ZM132 166H133V165H132ZM7 167L9 168L8 165H7ZM25 167H26V166H25ZM34 167H35V166H34ZM2 168H3V167H2ZM4 168H3V169H4ZM26 168H27V167H26ZM244 168H245V169H244ZM244 168H243V170H244V171H243V174H244V176H245V180H246V182L248 183V187L251 188L252 186H250L249 184H253L252 180H253V176H254V171L251 170L250 168H247V166H245ZM14 169H15V168H14ZM23 169H24V166H23ZM34 169H35V168H34ZM168 169H169V168H168ZM132 170H133V169H132ZM132 170H131V171H132ZM6 172H7V168H6ZM22 172H23V171H22ZM29 172H30V171H29ZM3 173H4V172H3ZM178 173H179L180 175H186V176L189 178L188 185H186V186H187V188H186L187 196H186V197L189 198L188 201H193L194 196H197V195H203V194H205V193H206V195H207V194H209L210 191H212V193H214V198H213V200H217V202L220 200V190H219V189H220V183H219V181L217 182V181H216L217 179H211V178H209V177H206L205 174L202 173L201 170H199V169L197 168V166H196L195 163H193V162H191V161H188V160H186V159L181 160V162H180V164H179ZM4 174H5V173H4ZM6 174H8V173H6ZM10 174H11V173H10ZM28 174H29V173H28ZM0 175H2V174H0ZM6 176H8V178H10L9 175H6ZM29 176H30V175H29ZM32 176H33V175H32ZM2 177H4V175H3ZM27 177H28V176H27ZM27 177H26V178H27ZM30 177H31V176H30ZM103 177H105V176H103ZM5 178H6V177H5ZM17 178H18V176H17ZM10 179H11V178H10ZM81 179H83V178H81ZM81 179H80V180H81ZM0 180H1V179H0ZM114 180H115V179H114ZM120 180H121V178H120ZM120 180H119V181H120ZM22 181H23V180H22ZM38 181H39V180H38ZM40 181H42V180H40ZM40 181H39V182H40ZM115 181H116V180H115ZM10 182H11V181H10ZM10 182H6V183H10ZM27 182H28V181H27ZM29 182H30V181H29ZM29 182H28V183H29ZM76 182H77V181H76ZM3 183H4V181H3ZM14 183H16V182H14ZM74 183H75V182H74ZM116 183H118V182H116ZM126 183H127V182H126ZM126 183H123V184H126ZM21 184H23V182H22ZM38 184H39V183H38ZM38 184H37V185H38ZM13 185H15V184H13ZM16 185H17V184H16ZM16 185H15V186H16ZM28 185H29V184H27L26 186H28ZM77 185H78V184H76V186H77ZM3 186H5V184H4ZM3 186H2V187H3ZM128 186H129V185H127V187H128ZM19 187H20V186H19ZM24 187H25V185H24ZM254 187H256V184H253L252 190L254 189ZM28 188H29V187H27V190L29 191ZM130 188H132V186H131ZM4 189H5V188H4ZM4 189H2V191H3ZM24 189H25V188H24ZM0 190H1V188H0ZM5 190H6V189H5ZM10 190H12L11 187H10ZM19 190H20V189H19ZM27 190H26L25 192H27ZM121 190H122V189H121ZM126 190H127V189H126ZM131 191H132V190H131ZM11 192L13 193V191H11ZM22 192H23V191H22ZM122 192H123V190H122ZM32 193H33V191H32ZM123 193H124V192H123ZM123 193H122V194H123ZM18 194L20 195V193H18ZM22 194H23V193H22ZM120 194H121V193H120ZM134 194H135V193H134ZM6 195H9V194H6ZM11 195H13V194H11ZM19 195H18V196H19ZM37 195H38V194H37ZM44 196H45V195H44ZM129 196H130V195H129ZM131 196H132V195H131ZM126 197H127V196H126ZM135 197H136V196H135ZM138 197H139V195H138ZM10 198H11V197H10ZM22 198H23V197H22ZM42 198H43V197H42ZM85 198H86V197H85ZM85 198H84V199H85ZM127 198H128V197H127ZM129 198H131V197H129ZM7 199H8V198H7ZM15 199H17V198H15ZM15 199H14V200H15ZM30 199H32V197H31ZM30 199H29V200H30ZM84 199H83V200H84ZM9 200H10V199H9ZM9 200H8V201H9ZM104 200H106V199H104ZM133 200H134V198L132 197V201H133ZM1 201H3V200H1ZM8 201H7V202H8ZM132 201H131V202H132ZM235 201H236V200H235ZM16 202H17V201H16ZM108 202H109V201H108ZM134 202H135V201H134ZM5 203H6V202H5ZM18 203H19V202H18ZM25 203H27V202H25ZM105 203H106V201H105ZM105 203H104V204H105ZM124 203H125V202H124ZM1 204H4V203H1ZM1 204H0V205H1ZM187 204H188V203H182L181 205H182V208H183V209H186V211H189V210H188L189 207L187 206ZM24 205H25V204H24ZM27 205H28V204H27ZM122 206H124V205H122ZM206 206H208L209 208L213 207V206H212V202H210V203H209V202H206ZM134 207H135V206H134ZM187 207H188V208H187ZM24 208H25V207H24ZM263 208H264V199H260L259 202H258V200H256V202H255L253 205H250V204H249V205H245V206L242 208V211H241V219L243 220L242 224L250 223V224H253L254 227H255L256 221L261 217L260 214L262 213ZM0 209L3 210V207L0 208ZM14 209H16V208H14ZM27 209H28V207H27ZM27 209H26V210H27ZM133 209H134V208H133ZM133 209H130V210H133ZM139 209H140V208H139ZM220 209H221V208H220ZM178 210H179V209H178ZM13 211H14V210H13ZM136 211H139V210H136ZM23 212H24V211H23ZM119 212H120V211H119ZM140 212H143V211H140ZM0 213H1V212H0ZM9 213H10V212H9ZM13 213H14V212H13ZM138 213H139V212H138ZM97 214H98V213H97ZM10 215H11V213H10ZM136 215H137V214H136ZM11 216L13 217V215H11ZM93 216H94V215H93ZM168 216H169V215H168ZM12 217H11V219H15V218H12ZM23 217H25V216H23ZM34 217H35V216H34ZM91 217H92V215H91ZM140 217H141V216H140ZM9 218H10V217H9ZM20 218H21V217H20ZM25 218H26V217H25ZM25 218H24V219H25ZM32 218H33V217H32ZM98 218H99V217H98ZM137 218H138V217H137ZM141 218H142V217H141ZM141 218H140V219H141ZM4 219H5V218H4ZM18 219H19V218H18ZM87 221H88V219H87ZM94 221H96V220H94ZM195 221H196V220H195ZM14 222H15V221H14ZM18 222H20V221H18ZM18 222H17V223H18ZM12 223H13V222H12ZM20 223H21V222H20ZM22 223H23V222H22ZM85 223H86V222H85ZM91 223H92V222H90V224H91ZM2 224H4V223H2ZM10 224H11V223H10ZM18 224H19V223H18ZM133 224H134V223H133ZM141 224H142V223H141ZM8 225H9V224H8ZM20 225H21V224H20ZM84 225H86V224H84ZM143 225H144V224H143ZM167 226H168V224H167ZM189 226H190V225H189ZM225 226H226V227H225ZM225 226H223V227L217 229L216 232H215V234H214L215 237H214L212 243L214 244L213 249H214L215 251H219V250H221L222 248H224V246L226 245L225 242H227V240H229V238H231V237H230V236H231V226H228V225H225ZM1 227H2V226H1ZM3 227H4V225H3ZM8 227H9V226H8ZM33 227H35V226H33ZM33 227H32V228H33ZM172 227H173V226H172ZM36 228H37V226H36ZM36 228H35V229H36ZM5 229H6V228H5ZM255 229H257V228H255ZM11 230H12V229H11ZM149 230H151V232H157L156 229H155V226H149ZM257 230H258V229H257ZM8 231L10 232V228L7 230V232H8ZM32 232H34V230H33ZM69 232H70V231H69ZM69 232H68V233H69ZM261 232H262V231H261V229H260V230H259V233H261ZM2 233H4V231H3ZM58 233H59V232H58ZM6 235H7V234H6ZM12 235H13V234H12ZM39 235H41V234H39ZM52 235H53V234H52ZM145 235H146V234H145ZM37 236H38V235H37ZM46 236L48 237V235H46ZM133 236H135V235H133ZM48 238H49V237H48ZM134 238H135V237H134ZM11 239H12V238H11ZM185 239H186V237H185ZM47 240H48V239H46V241H47ZM8 241H9V240H8ZM52 241H53V240H52ZM132 241H133V240H132ZM135 241H136V240H135ZM208 241H209V240H208ZM208 241H207V242H208ZM263 241H264V240H263ZM3 242H4V241H3ZM6 242H7V240H6ZM36 242H37V241H36ZM48 242H49V241H48ZM50 243H51V242H50ZM13 245H14V244H13ZM27 247H28V246H27ZM205 247H206V246H205ZM207 247H208V246H207ZM208 248H209V247H208ZM260 248L264 249V243L261 244ZM7 249H8V248H7ZM7 249H5V250L8 251ZM131 249H132V248H131ZM9 250H10V248H9ZM13 250H15V249H13ZM130 251H131V250H130ZM9 252H10V251H9ZM171 253H172V252H169L165 257L162 258V259H163V263H162V264H167V257H168L169 255H171ZM3 254H4V253H3ZM3 254H2V255H3ZM11 254H12V253H10V257L13 255V254H12V255H11ZM4 255H6V254H4ZM4 255H3V256H4ZM3 256H2V257H3ZM145 256H146V255H145ZM186 256H187V255H186ZM211 256H212V255H211ZM4 257H5V256H4ZM10 257H8V258L10 259ZM50 257H51V256H50ZM82 257H83V256H82ZM155 257H156V256H155ZM46 258H47V257H46ZM4 259H5V258H4ZM4 259H3V261H2V264H3V262H4ZM80 259H81V258H80ZM85 259H86V258H85ZM147 259H148V258H147ZM1 260H2V259H1ZM1 260H0V261H1ZM7 260H8V259H7ZM44 260H45V259H44ZM45 261H46V260H45ZM78 261H79V260H78ZM261 262H262V261H261ZM9 263H11V262L9 261Z\"/></svg>","mask_w":264,"mask_h":264}]
</instances>
